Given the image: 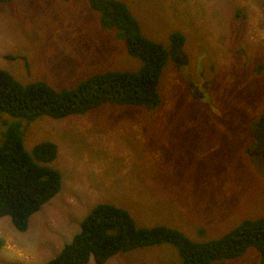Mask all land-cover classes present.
Returning a JSON list of instances; mask_svg holds the SVG:
<instances>
[{"label":"rangeland","instance_id":"1","mask_svg":"<svg viewBox=\"0 0 264 264\" xmlns=\"http://www.w3.org/2000/svg\"><path fill=\"white\" fill-rule=\"evenodd\" d=\"M120 1L140 34L165 50L173 47L170 33H181L190 67L202 52L200 63L212 67L204 75L211 101L190 95L170 55L155 107L101 104L82 115L31 121L0 114V141L4 123L19 124L26 152L37 142L55 144L49 166L60 173L57 192L28 216L26 228L16 230L9 216H0V264H45L97 202L124 209L135 227L164 225L195 242L264 219V157L247 152L254 120L264 112V0ZM238 7L245 10L243 24ZM140 65L87 0H0V68L22 85L42 81L68 90L93 74L136 72ZM180 260L172 243H159L122 250L98 264ZM259 260L248 246L211 264ZM86 264L96 263L89 256Z\"/></svg>","mask_w":264,"mask_h":264},{"label":"trees","instance_id":"2","mask_svg":"<svg viewBox=\"0 0 264 264\" xmlns=\"http://www.w3.org/2000/svg\"><path fill=\"white\" fill-rule=\"evenodd\" d=\"M87 2L99 12L103 27L118 31L126 52L141 61L139 69L96 73L72 89L57 91L42 81L22 85L0 68V114L31 121L41 115L56 119L82 115L101 104L158 105L156 85L162 66L168 56L181 50L184 36L172 31L169 46L173 47L165 50L140 34L136 19L124 2ZM235 12L238 23L243 24L244 8L238 7ZM256 49L262 55V48ZM254 123L264 130V112L257 115ZM55 156L56 146L49 141L37 142L26 152L19 124L4 123L0 141V216H9L16 230L26 228L28 216L57 192L60 173L49 166ZM159 243L176 247L181 259L178 264H211L217 259L239 256L248 246L259 253V264H264V219L245 220L218 239L195 242L168 226L135 227L124 209L108 202L92 203L79 222L78 232L45 264H86L89 256L98 264L122 250Z\"/></svg>","mask_w":264,"mask_h":264},{"label":"flooded vegetation","instance_id":"3","mask_svg":"<svg viewBox=\"0 0 264 264\" xmlns=\"http://www.w3.org/2000/svg\"><path fill=\"white\" fill-rule=\"evenodd\" d=\"M202 55V52L197 54L195 64H193L192 67H190L188 56H186L182 50L175 52L172 57L176 62L175 70L179 74V80L182 85L186 87L191 96L207 104L210 100V90L208 86L211 85V82L205 81L204 75L207 72L206 70H211L212 67L209 63L205 66L202 62L200 63ZM216 114L219 115L220 113L217 112ZM258 131L262 134V144L260 146L256 144L255 140V135ZM247 152L248 155H252V157L257 159L264 157V130L256 125L254 126L252 141L247 145Z\"/></svg>","mask_w":264,"mask_h":264},{"label":"water","instance_id":"4","mask_svg":"<svg viewBox=\"0 0 264 264\" xmlns=\"http://www.w3.org/2000/svg\"><path fill=\"white\" fill-rule=\"evenodd\" d=\"M243 61H245V59H243ZM211 110L214 111V113H217V111L213 107H211ZM261 136H262V134L260 131H258L255 135L256 144L259 146L262 144V137Z\"/></svg>","mask_w":264,"mask_h":264},{"label":"crops","instance_id":"5","mask_svg":"<svg viewBox=\"0 0 264 264\" xmlns=\"http://www.w3.org/2000/svg\"><path fill=\"white\" fill-rule=\"evenodd\" d=\"M127 187V186H126ZM130 187V186H129Z\"/></svg>","mask_w":264,"mask_h":264}]
</instances>
